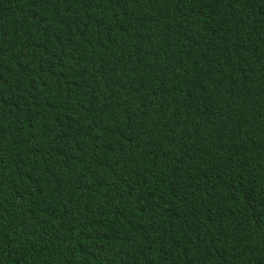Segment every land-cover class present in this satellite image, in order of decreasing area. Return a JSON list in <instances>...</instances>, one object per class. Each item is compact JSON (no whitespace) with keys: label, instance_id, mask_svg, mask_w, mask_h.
I'll return each instance as SVG.
<instances>
[{"label":"trees","instance_id":"obj_1","mask_svg":"<svg viewBox=\"0 0 264 264\" xmlns=\"http://www.w3.org/2000/svg\"><path fill=\"white\" fill-rule=\"evenodd\" d=\"M0 264H264V0H0Z\"/></svg>","mask_w":264,"mask_h":264}]
</instances>
